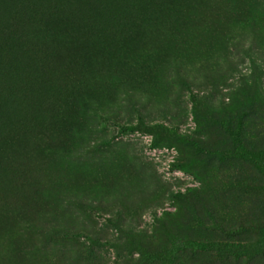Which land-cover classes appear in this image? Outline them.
<instances>
[{"label":"rangeland","instance_id":"rangeland-1","mask_svg":"<svg viewBox=\"0 0 264 264\" xmlns=\"http://www.w3.org/2000/svg\"><path fill=\"white\" fill-rule=\"evenodd\" d=\"M165 4L139 39L137 81L102 54L82 68V44L59 25L32 31L50 43L47 72L103 114L60 96L52 120L0 134V161L27 174L25 195L0 203V264H264V229H215L264 218V200L237 189L264 187V0ZM138 115L178 133L121 129Z\"/></svg>","mask_w":264,"mask_h":264},{"label":"trees","instance_id":"trees-1","mask_svg":"<svg viewBox=\"0 0 264 264\" xmlns=\"http://www.w3.org/2000/svg\"><path fill=\"white\" fill-rule=\"evenodd\" d=\"M166 1L0 0V134L5 130L6 135H17L18 130L31 129L32 125H43L52 120L47 114L52 109L62 108L63 105H57L56 101L60 96H69L73 105L91 109L92 116L103 114V109L96 106L83 87L81 97L80 89L71 90L67 81L47 72L51 46L49 41L33 35L34 29L46 30L52 23L59 25L82 44V68L92 66L95 57L102 54L116 66L120 62L127 69L131 68L137 81L140 77L137 70L142 65L144 68L148 56L140 52L139 39L145 28L158 24ZM169 62L166 57L158 64L164 68ZM180 64L174 62V73L186 77ZM119 72L115 68L113 74ZM189 94L195 100L192 90ZM156 127L178 133L177 127L149 123L141 115L135 122L121 125V129L128 132L143 133H150ZM9 130L12 132L8 133ZM156 144L157 140H154L152 146ZM17 169L0 161V203L8 193L20 198L25 195L23 184L18 185L16 179L27 176L26 170ZM237 189L264 200V187L255 179H244L237 184ZM105 218L111 223L109 217ZM215 229L224 238L245 235L258 239L264 229V218L238 219L232 227L217 224ZM87 238L92 245L102 243L96 238Z\"/></svg>","mask_w":264,"mask_h":264}]
</instances>
